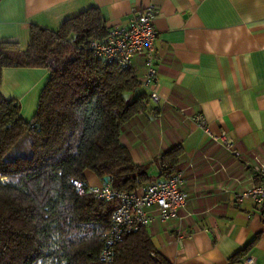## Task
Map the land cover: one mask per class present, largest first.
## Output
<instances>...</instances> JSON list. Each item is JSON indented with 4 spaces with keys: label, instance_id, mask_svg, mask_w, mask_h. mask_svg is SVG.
Wrapping results in <instances>:
<instances>
[{
    "label": "crops",
    "instance_id": "1",
    "mask_svg": "<svg viewBox=\"0 0 264 264\" xmlns=\"http://www.w3.org/2000/svg\"><path fill=\"white\" fill-rule=\"evenodd\" d=\"M149 4L159 100L149 103L156 113L123 124L120 141L134 163L147 165L148 182L165 177L160 157L180 146L187 196L176 219L146 227L150 239L171 264H264V218L251 200L237 199L256 184L251 166L264 162V0H0V41L25 47L31 25L56 30L89 8L107 27L122 25ZM131 69L141 78L143 59L134 57ZM47 77L45 68L6 67L0 91L20 108L26 99L37 105ZM196 113L211 131H227L238 156L187 118ZM86 172L85 184L105 183L92 172L89 183Z\"/></svg>",
    "mask_w": 264,
    "mask_h": 264
},
{
    "label": "trees",
    "instance_id": "2",
    "mask_svg": "<svg viewBox=\"0 0 264 264\" xmlns=\"http://www.w3.org/2000/svg\"><path fill=\"white\" fill-rule=\"evenodd\" d=\"M107 28L89 8L56 30L31 25L25 47L0 41V85L6 67L48 70L31 120L0 91V264H171L146 227L125 235L111 262L101 261L117 201L80 194L71 183L85 184L90 171L117 191L138 193L149 181L147 165L133 162L120 132L132 117L156 112L131 68L93 54L90 41ZM25 135L28 152L8 157ZM181 152L174 146L162 154L165 175Z\"/></svg>",
    "mask_w": 264,
    "mask_h": 264
},
{
    "label": "built area",
    "instance_id": "3",
    "mask_svg": "<svg viewBox=\"0 0 264 264\" xmlns=\"http://www.w3.org/2000/svg\"><path fill=\"white\" fill-rule=\"evenodd\" d=\"M156 7L153 4L133 9L126 24L107 28L102 39H92L89 46L95 56L108 64H115L121 69L132 66L133 58L143 59L144 72L140 78L141 86L148 90L149 99L158 102L156 91L158 83V55L155 48L157 32L153 18ZM212 142L218 143L226 151L238 156L234 141L226 130L218 133L211 131L206 118L201 113L187 117ZM252 178L256 184L237 195L238 200L249 199L264 218V162L257 161L251 166ZM184 171L175 167L162 180L148 182L140 192L117 191L110 184L90 186L78 179H71L72 185L80 194L88 193L103 201H117L110 226L103 238L99 258L108 263L113 259L115 245L125 236L147 227L153 220L168 221L178 217V210L184 206L187 196L183 190ZM246 264H253L248 258Z\"/></svg>",
    "mask_w": 264,
    "mask_h": 264
},
{
    "label": "rangeland",
    "instance_id": "4",
    "mask_svg": "<svg viewBox=\"0 0 264 264\" xmlns=\"http://www.w3.org/2000/svg\"><path fill=\"white\" fill-rule=\"evenodd\" d=\"M36 110V103H32L29 99L23 100L20 113L25 120H31ZM27 136H23L18 143L9 151L8 157H13L17 154H26L27 151ZM90 171L86 172L87 181L90 183L89 175ZM96 183V182H95Z\"/></svg>",
    "mask_w": 264,
    "mask_h": 264
},
{
    "label": "water",
    "instance_id": "5",
    "mask_svg": "<svg viewBox=\"0 0 264 264\" xmlns=\"http://www.w3.org/2000/svg\"><path fill=\"white\" fill-rule=\"evenodd\" d=\"M103 181H104V182H107V178L104 177V178H103Z\"/></svg>",
    "mask_w": 264,
    "mask_h": 264
}]
</instances>
